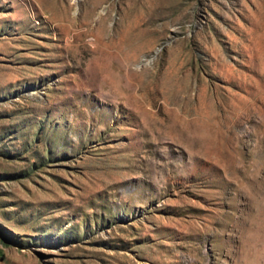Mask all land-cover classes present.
Instances as JSON below:
<instances>
[{
    "label": "rangeland",
    "instance_id": "374dc122",
    "mask_svg": "<svg viewBox=\"0 0 264 264\" xmlns=\"http://www.w3.org/2000/svg\"><path fill=\"white\" fill-rule=\"evenodd\" d=\"M0 264H264V0H0Z\"/></svg>",
    "mask_w": 264,
    "mask_h": 264
}]
</instances>
